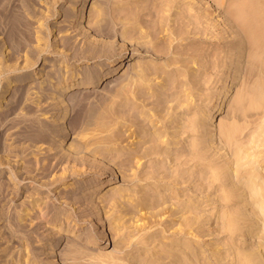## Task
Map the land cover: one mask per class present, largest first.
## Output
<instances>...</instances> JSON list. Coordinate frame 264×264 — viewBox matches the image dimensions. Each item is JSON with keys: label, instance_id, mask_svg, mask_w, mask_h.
I'll list each match as a JSON object with an SVG mask.
<instances>
[{"label": "rangeland", "instance_id": "obj_1", "mask_svg": "<svg viewBox=\"0 0 264 264\" xmlns=\"http://www.w3.org/2000/svg\"><path fill=\"white\" fill-rule=\"evenodd\" d=\"M4 1L8 3L9 0ZM12 1L8 5L18 4L21 0ZM79 1L34 0L32 8L22 11L25 23L29 21L22 27L29 25V32L32 31V36L28 37L32 40L29 41L13 42L8 28H4L5 24L3 26L0 21V95L8 80L14 85L10 96L2 98L0 104V264H27L28 261V264H56L52 258L50 261V257L55 255L61 259L57 264H189V261L193 264H215L218 260L223 261V241H235L238 247L250 248L256 240H243L239 234L245 227L237 232L239 237L233 235L234 239L226 232H219L225 219L223 214L227 212L229 215L243 207L242 202L222 200L212 203L207 198L202 203L197 201L204 194L214 197L221 193L222 181L212 188H205L197 198V193L192 191V187L206 180L213 167H222L223 164L222 158L202 160L196 154L197 143L206 141L204 128L200 127L204 117L202 113L206 106L209 108L217 101L229 79L234 77L233 72L227 73L224 67L226 61L237 57L232 50V43L236 41L234 35L229 33L223 38L220 16L210 12V21L218 27L213 28L212 35L198 33L194 38L183 39L181 36L176 38L174 34L158 40L160 30L152 26L153 22L163 12L168 15L170 23H175L190 0H176L170 11L165 8L158 11L159 8L155 7H158L159 0H105L102 10L91 11L82 24L74 23L77 26L73 27L68 22L70 15L76 13L74 5ZM244 1L247 3L249 0ZM231 5L237 6L238 0H221L220 8L224 12ZM246 11L252 12L248 14ZM250 11L245 10L244 16L253 18L255 24H248L256 27V13ZM101 17L104 18L103 24L96 25L94 20ZM149 39L152 42L146 44ZM166 42L171 45V52L157 54L154 48ZM124 45L130 55L122 56L130 63L95 84L94 92L84 93L73 102L69 96H63L68 100L65 103L69 104L71 117L65 129L69 132L65 140L61 139L63 129L56 121L64 109L54 108L58 87L64 84L70 89L86 80L85 76L79 79L72 77L78 71L88 75L97 63L110 55L114 58L120 56ZM207 46L209 63L203 58V48ZM139 55L145 61L143 69H150L151 73L148 79L135 80L136 83L129 76L140 68L133 62ZM250 55L247 47L243 57L245 67L240 74L237 73L241 78L238 89L227 109L218 114L217 136L223 141L225 136L220 126L233 121L231 128L234 129L229 134L243 142L235 148L241 149L236 152L245 162L239 175H244L246 169L250 173L260 171L256 181L263 184L264 71L261 70L262 75L260 69L264 70V67L258 57L254 56V62ZM168 61L172 65H168L164 73ZM249 62L254 66L257 63V66L252 67ZM86 65L89 67L84 68ZM192 69H197L193 73L197 83L192 77ZM65 75L69 76L68 80H63ZM173 77H177L176 81ZM161 91L164 93L160 94L161 100H152ZM167 107L174 110L166 114ZM153 111L158 112L154 126L152 122L144 124L143 120L148 119L146 116L154 117ZM104 115L110 117L107 119H110L109 125L105 124L107 127L102 123L107 118ZM88 117L91 119L86 124ZM133 117L140 120H133ZM100 118L103 119L101 122ZM134 121L137 124H133ZM166 124L170 127L165 136L151 134ZM41 127L48 130V135L43 138L36 135ZM83 127L85 131H81ZM110 128L119 130V137H115L117 141L111 140L90 154L88 145L93 147L95 141L89 142V135L94 132L106 134ZM80 132L86 133L80 135ZM257 134L263 141L251 146L248 140ZM80 136H84L83 139ZM168 136L175 141L172 147L178 148L173 153H181L178 159L165 153L140 159L131 154L134 149L168 142ZM54 137L62 143L49 145ZM77 138L86 143L88 151H85V146L83 151L71 153L72 149L76 150ZM212 141L211 145L217 147L213 138ZM195 144L197 148H194ZM192 148L197 150L192 151ZM63 152H70L72 156L69 153L68 159L58 160ZM189 154L194 158H185ZM255 161L260 163L259 169L251 167ZM115 168L122 170L124 175L115 186L109 185L100 199L95 197L98 183L111 178ZM65 182L67 186L61 188ZM118 188L122 191V198H115ZM261 189L264 192V184ZM74 194L78 200L72 199ZM88 203H93L92 208L86 213L81 212ZM95 205H101V210L94 209ZM199 214H202V225L185 221ZM207 216L210 217L209 222H206ZM103 225L109 229L108 245L98 250L88 248L87 245H93V242H85L93 241L91 237L95 229ZM46 241L52 248L41 249L40 245ZM72 246L78 249L74 256L64 253ZM34 248L36 254L33 253Z\"/></svg>", "mask_w": 264, "mask_h": 264}, {"label": "bare ground", "instance_id": "obj_2", "mask_svg": "<svg viewBox=\"0 0 264 264\" xmlns=\"http://www.w3.org/2000/svg\"><path fill=\"white\" fill-rule=\"evenodd\" d=\"M175 1L176 0H159V2L157 1L159 3L158 7H155L156 6L155 4H154V7L157 9L159 8L158 11H161L160 9H162V11H163L164 8L167 11H170L172 6L174 5ZM12 2H13L12 0L11 1L9 0L8 3L4 0H0V21H1V23H3V26L5 24L4 28H6V27L8 28L7 32L9 31L8 35L10 36L12 41L13 40H16V41L21 40L22 41L25 39H26V41L27 40L29 41L30 38L28 39V37L32 36V34H31L32 31L29 32L30 31L28 29V28H30L29 25H28V27L26 26L27 28L25 26H24L25 28L22 27L23 24L25 23V21H24L25 13L23 15V12H24V10H26V8L28 11L29 8L33 7L32 3L34 2V0H21L19 2L20 5H19V3L18 4L16 3L15 5H8L9 3L12 4ZM232 2H233V0H232ZM234 3H236V2H234ZM186 4H187V8L183 11V14L179 17V19H176L175 23H172V22L170 23L168 15H165L163 12L158 16L157 21L153 22L152 26L154 28H158L160 30L159 32H160L161 36H160V38H158V40L165 39L166 35L173 36L174 34H175V37L181 36V37H183V39L186 37L194 38V35H196L198 33H200L201 35L202 34L203 35H208V34L212 35L213 28L217 27V25L214 22L210 21V14L209 13L212 12V14H214V15L217 14V16H220L219 25L221 27L220 32L223 33V35H222L223 38H225V35L229 34V33H230V35L231 34L234 35V38H236L235 39L236 44L234 42L232 43V50H234L233 55L237 56L232 61H226L225 65H224L225 71L227 73L233 72V75H234L233 79H231V80L229 79L228 84L226 85L225 89L220 93L217 101L212 103L209 106V108H206L207 107L206 106L204 109V113H202L204 115V117H203V123L200 124V127L204 128L206 141L205 142L201 141V143H197V144H199L198 150L193 149V148L191 149L192 151L197 150L198 154H196V155H198L199 159H202V160L210 159L211 160L212 157L222 158L223 164H221L222 167H219V166L213 167L212 166L213 167L212 170L206 175L207 176L206 180L205 181L203 180L199 186L192 187V191L194 193H197V195L195 197V198H197L198 195H200L201 193H204L205 188H210V187L212 188V187H214V185L216 183L222 181L223 189H222L221 193H217L216 196H214V197H210V194H204L197 201L199 203H202L203 202L202 200L204 198H207L212 203L222 201V200H225V202H227V203H229V201H237L240 203L242 202L243 207H239L238 210H235L234 212H232L229 215L227 212H225L223 214L225 219H224V221H222V226L219 227V232L220 233L226 232L230 235L231 239H234L233 235H235V234L238 235L237 232H239L240 228L245 227L243 229V233L241 232V234H239L243 237V240L245 242L248 239H250V240L255 239L256 240L255 242H253V244L251 245L250 248L249 247L248 248L238 247V245L236 244L235 241H233V243L223 241V252H221V254H222L221 260H223V261L218 260L215 262V264H264V192L261 189L264 183L262 184L259 181H256V178L260 174V171H258L256 173H250L248 171V169H246L244 175H242V176L239 175L240 174L239 172H241L240 171L241 167L243 166V164H245V162L242 161V156H239L236 152V151H241V149L237 150L235 148H236V145H240L243 142L241 140H239V138H236L234 135H233L234 137L230 135L231 132L233 131L231 129H234V128H231L233 121H232V123L227 122V123L221 124L220 130L222 132V135L225 136V139L223 141H221V139H222L221 137H224V136H221L220 137L221 139H218V136H217L218 135V126L220 125V121H218V114L227 109V107L229 106V104L232 100L233 94L238 89L237 85L241 81V78L239 76H237V73L240 74V72H242V70L245 67V65L243 63L244 62L243 57L245 55V50L247 47H248V50L251 54L250 56L252 58L254 56L258 57L257 59L260 61V63L262 62L261 65L263 64V67H264V0H249L247 3L244 0H238L237 6L231 5V8H229V9L227 8V10L226 11L224 10V12H223V8H220L221 0H197V1L196 0H192V1L190 0ZM104 6H105V0H80L78 4L74 5V8L76 7L75 8L76 13L70 15L71 17H70V20L68 22V25L70 24L74 27V26H77V25H74V23L82 24L87 19V17L89 16L91 11L102 10L104 8ZM249 7H251V8H249ZM245 10H248V11L253 10V12L256 13V16H255V14H252V16L254 15L257 18V19L255 18L257 20V21H255V22H257L256 27L254 26L255 23L252 22L253 18H251V19H249L250 17L249 18L246 17L247 19L245 18L244 15L247 12V11L245 12ZM231 11H234V12H231ZM30 12L32 13V11H30ZM250 12H252V11H250ZM250 12H247V13L249 14ZM244 19H246L248 21H245ZM25 20L27 21L28 19H26V17H25ZM249 20H251V21H249ZM103 21H104L103 17L96 18L94 20V23L96 25H101V24H103L102 23ZM176 22H177V24H176ZM244 22H247V24H245ZM248 22L250 24H252V23H254V24L250 25V24H248ZM27 23H29V21L26 22L25 24L27 25ZM1 28H2V25H1ZM152 30H154V29H152ZM166 31H167V33H166ZM19 33H21V35ZM147 36H149V33L147 34ZM220 36H221V34H220ZM30 40H32V39H30ZM206 40H210V39L207 38ZM150 41L151 40L149 39V40L145 41V43L146 44L150 43ZM20 42H19V44L21 45ZM233 44H235V45H233ZM12 46H14V45H12ZM149 46H151V45L149 44ZM152 46L154 47V45H152ZM123 47L124 48H122L120 56L114 58V57H112L113 55H110V57H108L104 61L97 63L96 67H94L95 69H93V71L91 73H89L88 75H84V73L82 71H78V72L74 73L75 76H73L74 78L72 77V79H75V78L79 79L83 76L86 77V80L80 81L81 83H79L78 85L71 87L70 89H68L67 85H64V84L63 85L61 84L58 87L59 88L57 90L58 91V100L56 101V103H55L56 106L54 108L64 109L62 115L60 116L58 121H56V122L60 123V127L62 126V129H63L62 133H60V134H62L61 139L65 140V138L69 132L68 130H65V129L67 127V122L71 117L70 107L68 106L69 104L67 105L65 103L68 100H67V98H63V96H69L70 97V98L68 97L69 100L70 101L72 100V102H73L74 98L76 99V97L78 98V96L80 97L84 93L86 94L87 92L93 91L96 88L95 84L106 80V78H108L109 74L112 71H116L117 69L119 70V68L121 69V67L123 65L130 63L131 61H125L124 60L125 57L122 56V55H130V51L127 50V46L124 45ZM170 48H171V45L166 42V43L160 44V46L158 48L157 47L154 48V50L157 52V54H159V53H164V52H171ZM255 57L253 58L254 60L251 59L254 62H256ZM203 58H204V62L208 61V63H209L210 60H209V47L208 46L206 48H203ZM132 60H133V58H132ZM123 61H125V62H123ZM133 62L135 64L137 63L136 66H138L140 68L137 70H134V72H132V74L129 73L130 74L129 77L131 78V80H134V81L135 80L136 81L145 80L147 78V76L150 75L151 71H150V69H147V68L143 69L142 63L145 62L144 59L139 55L133 60ZM249 64L252 67L254 66V64H251L250 62H249ZM168 65H172L171 62L168 61L167 64L165 65V69L163 71L164 73H166ZM256 66H257V63H255L254 67H256ZM88 67H89V65L84 66V68H88ZM175 68H177V67H175ZM249 70H250V68H249ZM251 70H254V69H251ZM261 70L264 71L263 69H260V72H261ZM191 71H193L192 72V77H193L194 76L193 73L197 72V69H192ZM256 72H258V71H256ZM263 73L261 72L262 75H263ZM255 75H257V73H255ZM127 76H128V74H127ZM231 76H232V74H230V78H231ZM129 77H127L128 81L130 79ZM173 78H174V80L177 79V77H173ZM68 79H69V76L65 75L63 80H68ZM172 79H171V82H172ZM193 79H194L195 83L198 82V79L196 77H193ZM129 82H131V81H129ZM13 86L14 85H13L11 80H8L6 82L4 89L0 95V104H1L2 98H7L8 96H10L9 94L12 92ZM160 94H164V93L161 91V93L157 94L156 98L152 99V100H155V101L161 100L162 97ZM91 95H92V93H91ZM133 99H135V98H133ZM129 100H131V99H129ZM135 100L137 101V99H135ZM0 108H1V106H0ZM173 110L174 109L172 107H167L166 108V114L171 113ZM79 112H81V111H79ZM153 112H155L154 117L152 115L146 116V118H148V119H147V121L143 120V121H145L144 124H146L147 122H150V123L152 122V126H154L153 121H154V119H156L155 116L158 112H156V111H153ZM115 113H116V111H115ZM120 114L122 115V113H119L118 115L121 116ZM79 115H80V113H79ZM125 115H126V113H125ZM106 116H107L106 120L102 121L103 120L102 118H104V117L100 118V121L98 120L99 122L102 121V123L104 124L103 126H106V125L108 126L109 125L108 123H110V121H109L110 119L107 120L110 117L108 115H106ZM112 116H114V115L112 114ZM129 116H131V115H129ZM114 117L117 118L116 116H114ZM122 118L124 119V117H122ZM122 118H120V119L123 120ZM90 119H89V117H88V119H85V121L87 120L86 124H89L88 121ZM82 120H83V123H85L84 119H82ZM133 120L138 121V120H140V118L134 119V117H133ZM133 120H132V122H133ZM118 121H119V118H118ZM135 122L136 121H134L133 124H135ZM124 123H126V122H124ZM131 123H130V125H131ZM136 124H137V122H136ZM101 126H102V124H101ZM169 127H170V124H166L164 127L157 128V130L152 131L151 134H153V135L159 134L161 137L165 136V133L167 131H169ZM37 128H38V126H37ZM82 129L85 131L84 127L81 128V131H82ZM33 130H35V129H33ZM106 130H104V131H106ZM108 130H109V128H108ZM108 130H107L106 134H101V135L95 134V132L92 133L93 132L92 131L91 132L92 136L91 135H89L90 137L87 136L90 138V139L87 138L88 141L89 140L95 141V144H93V147H90L87 144L89 151L87 150L86 143L84 144L83 140H78V138H77L76 140L78 141V143L76 141H74L75 143H77L76 150L73 147L74 149H72V151L73 150L74 151L71 153H76L75 151L81 152V150L82 151L84 150L83 147L86 146L85 151L87 150L90 154H92L95 151H97V148L104 147V145H106L105 143L109 144L112 141H117L115 139L117 138L116 135H118V137H119V134H118L119 130H117V131H114L112 129L110 131H108ZM143 130H146V129L143 128ZM197 130H199L198 126H197ZM50 131H53V130H50ZM87 132L90 133L89 131H87ZM102 132L103 131L98 132V133H102ZM81 133L82 132H80V135H83L86 132L83 134H81ZM172 134H176V133H174L172 131ZM36 135L43 138L44 136L48 135V130L42 129V127H41L40 129L37 130ZM258 135L259 134H257V136H255V138H253V139L250 138L248 140V142L251 146H255L256 144H259L260 142L263 141L262 137H259ZM80 137L82 138L84 136H80ZM150 137L152 138V136H150ZM166 138L168 139V142H165L163 144L158 143V144L150 145V146H147V147L141 148V149H134V151H132L131 154L134 156V158L136 156H138L140 159V157L142 158V157H146V156L152 155V154H154V155L160 154L161 155L162 153H165V154H167L168 157L174 156V157H176L175 159H178L179 154H181V153L178 154L176 152L177 153L176 155H175V153H173L175 150H178L177 147H172V145L175 144V141L171 140L169 138V136ZM212 138L214 140V144H217V147L219 146L218 148L215 145H211L213 142ZM158 139H160V138L158 137ZM169 139H170V141H169ZM160 140H162V139H160ZM58 143L60 144V143H62V141H60V140L57 141L56 137H54V138L50 139L49 145H58ZM195 146H196V144H195ZM230 147H231V149L229 150L228 148H230ZM194 148H197V146ZM185 151L186 150H184V152ZM178 152H180V151H178ZM207 152L209 154H207ZM69 153L68 152L61 153L58 160L59 159L60 160L68 159L70 156V155H68ZM196 155H194V156H196ZM255 155L256 156L258 155L257 152ZM71 156H72V154H71ZM191 157H193V155L189 154L185 158H187L188 160H191L192 159ZM72 158H74V157H72ZM77 159L78 158H76V160ZM79 159H82V158H79ZM231 159H232V161H230ZM82 161H84V159ZM259 164L260 163L255 161V162H253L251 167L255 166L256 169H259V167H258ZM124 165H125V163H124ZM221 173L224 174L223 177H221V175H222ZM123 175L124 174L122 173V170L115 168L113 170V174H112L111 178H106V179H104L98 183V186L96 188L97 191H95L96 194L94 196L100 199L103 196V194L106 192V189L108 188V186L109 185L115 186L114 184H116V182L118 180H120V178ZM191 177H192V175H191ZM262 178H264V177L262 176ZM62 184H63V186L61 188H64L65 186H67L66 182L62 183ZM118 189L119 190H117L115 192V194H117L115 196V198L116 197L122 198L123 197L122 191L120 190V188H118ZM210 191H212V190H210ZM73 197H72V199H75V200L79 199V197L77 195H75ZM92 205H93V203H88L84 208L81 209V212L86 213L88 210H90L92 208ZM95 208L97 211H100L101 205H95L94 209ZM236 211H237V213H236ZM198 213H199V210H198ZM201 215L202 214H199V216H194L192 218H186L185 221L191 222L193 224L198 223L199 225H202L201 224L202 220H200ZM205 218L207 219L206 222H209L210 217L207 216ZM241 219H243V220L240 223ZM207 229H210V228L207 227ZM10 231L12 232V230H10ZM202 231H204V229ZM210 231H212V230H210ZM208 233H212V232H208ZM239 235H238V237H239ZM22 237H24V236H22ZM91 238L93 239V241L89 240V241L85 242V243L93 242V245H91V244L87 245L88 248L97 249V250L100 248H105L109 243V238H110L109 229L107 228L106 225L100 226L97 229H95L94 234L92 235ZM95 238H99L100 240H95ZM239 244H241V241L239 242ZM248 245H250V243H248ZM40 247H41V249H47V248H52V245L48 244V242L46 241V242H43L40 245ZM33 250H34L33 253L36 254L35 248ZM77 250L78 249L76 247L72 246V247H69L67 249V251L64 253L68 254L69 256L71 253V255L74 256V253L76 254ZM79 253H81V252L79 251ZM51 258H52V262H56V264H57V262H59L61 260V259L57 258V255L50 257V261H51ZM29 262L30 261H28V263ZM190 263L193 264L192 261H189V264Z\"/></svg>", "mask_w": 264, "mask_h": 264}]
</instances>
